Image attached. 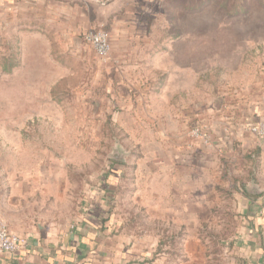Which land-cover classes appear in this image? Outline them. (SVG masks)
<instances>
[{"label":"rangeland","instance_id":"obj_1","mask_svg":"<svg viewBox=\"0 0 264 264\" xmlns=\"http://www.w3.org/2000/svg\"><path fill=\"white\" fill-rule=\"evenodd\" d=\"M101 4L100 11L90 7L91 26L85 31L109 33L112 59L122 58L118 67L100 62L82 36L65 46V33L56 27L21 28L37 39L0 33V204L15 203L27 219L72 222L87 203L100 200L113 151L133 146L129 127L137 108L110 107L117 74L144 88L157 74L151 61L162 57L167 72L171 67L182 73L181 83L175 81L171 89L192 91V100L195 93L196 100H210L215 107L264 106V0ZM124 92L118 89L120 96ZM221 179L208 207L197 210L191 247L199 255L191 260L182 255L168 261L174 244L161 235L169 226L156 224L161 215L157 193L153 198L146 193V207L131 198L134 207L117 215L127 220L129 213L137 224H121L120 231L135 237L146 232L150 240L139 242L146 264H239L228 246L240 229L236 197L243 187H264L260 149L252 145L231 155ZM104 210L109 214L108 207ZM180 233L176 247L184 248L188 225H181Z\"/></svg>","mask_w":264,"mask_h":264},{"label":"crops","instance_id":"obj_2","mask_svg":"<svg viewBox=\"0 0 264 264\" xmlns=\"http://www.w3.org/2000/svg\"><path fill=\"white\" fill-rule=\"evenodd\" d=\"M102 1L106 0H0V33H16L21 40L27 35L37 39L21 28L27 26L31 31L41 26L56 27V31L65 33L68 46L78 36L83 41L86 28L91 26L87 24L89 9L100 11ZM122 1L126 0H114V4ZM112 53L111 44L108 64L118 67L122 58L115 61ZM164 60L157 57L151 61V70L157 74L144 88L136 80L117 74V90L111 91L110 107L137 108L129 127L133 146L115 148L123 155L111 159L110 170L99 186L100 200L87 203L80 215L68 223L60 219H27L15 203L0 204V223L25 240L18 251L0 253V264H146L147 254L139 242L150 238L146 232L135 237L120 231L121 224L137 223L129 213L127 220L117 215L123 208L127 212L128 207H134L131 198L139 207H146V193L149 198L158 194L161 215L156 224L170 228L166 234L161 232L162 238L174 244L167 251L168 261L182 255L191 260L199 255L191 247L196 240L191 227L197 223L198 208L208 207L217 183L226 178L231 155L253 145L264 158V138L250 130L264 122V106L247 103L215 107L210 100H196L195 93L192 100V91L171 89L175 81L181 83L182 73L171 67L167 72ZM122 87L125 92L120 96L118 89ZM195 126L207 135L206 141L192 136ZM258 187L251 191L243 187L236 197L240 229L228 246L234 248L239 264H264V187ZM181 225L189 229V234L183 236L184 248L176 247Z\"/></svg>","mask_w":264,"mask_h":264},{"label":"built area","instance_id":"obj_3","mask_svg":"<svg viewBox=\"0 0 264 264\" xmlns=\"http://www.w3.org/2000/svg\"><path fill=\"white\" fill-rule=\"evenodd\" d=\"M83 41L91 46L103 64H108L111 61V42L107 31L90 29L84 33ZM250 130L257 136L264 138V122L252 126ZM192 136L204 141L207 140V135L198 126L192 129ZM24 244L23 237L10 232L4 224L0 223V253L12 254L22 248Z\"/></svg>","mask_w":264,"mask_h":264},{"label":"water","instance_id":"obj_4","mask_svg":"<svg viewBox=\"0 0 264 264\" xmlns=\"http://www.w3.org/2000/svg\"><path fill=\"white\" fill-rule=\"evenodd\" d=\"M122 155H123V152L121 150H119V149H116V150L113 151L112 158H113V156H116L114 158L117 159V158L121 157ZM254 192L255 191L253 190L252 193H254Z\"/></svg>","mask_w":264,"mask_h":264}]
</instances>
